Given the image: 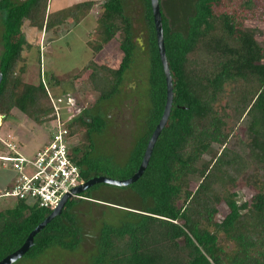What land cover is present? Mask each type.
<instances>
[{
    "label": "trees",
    "instance_id": "1",
    "mask_svg": "<svg viewBox=\"0 0 264 264\" xmlns=\"http://www.w3.org/2000/svg\"><path fill=\"white\" fill-rule=\"evenodd\" d=\"M236 1L249 4L252 0H189L186 22L175 24L160 0L174 96L169 120L147 168L129 184V188L139 192L145 206L134 207L82 192L83 197H71L62 213L35 235L34 244L17 261H34L53 249L69 252L79 249L86 235L76 210L78 202L90 201L99 206L106 201L121 205L112 207L119 211L120 217L115 219L117 223L103 224L94 239L89 264H264V46L257 38L258 28L243 26V20L235 13ZM143 3L148 34L145 45L136 40L125 0L102 3V13L96 22L100 41L94 47L101 50L104 43L121 31L120 47L124 56L116 69L98 66L92 61L89 67L100 70L91 77L95 89L100 91L99 97L89 108L75 101L71 106L80 109L69 129L76 141L72 150L84 181L101 175L116 179L131 177L141 164L165 107L167 82L151 0ZM49 5L50 0H0V71L3 74L0 117L3 120L16 114L14 110L37 124L53 117L54 107L44 77L37 84L26 82L21 76L25 68H18L24 49L31 46L23 30L25 22L46 31H57L72 22L74 29L90 16L95 1H83L57 12H50ZM139 49L146 53L148 60L149 105L142 109L145 116L140 121L141 132L120 163L112 152L99 153L96 146L98 137L111 125L106 111L111 106L107 104L120 94L125 73L131 69ZM103 69L105 73L101 75ZM46 75L50 76L48 81L52 85V74ZM63 96L69 97V94ZM243 117L252 134L249 157L247 150L241 152L228 146L232 131L229 121L233 119L237 123ZM4 138L16 142L9 133ZM84 138L88 144H84ZM215 144L223 148L217 150ZM7 150V144L0 138V154ZM205 154L211 158L204 159ZM195 165L202 168L201 181L196 190L183 191L186 176L197 173ZM243 174L258 188L260 200H253L252 204L239 203L237 191H231ZM182 191L186 202L177 205ZM222 199L229 211L216 226L233 242L229 251L218 244L215 232L200 226L193 216L194 212L198 215L206 212L209 215L206 217L212 218L217 212L216 202ZM51 211L50 207L24 200L0 210V260L20 248ZM159 236V242L163 241L156 243Z\"/></svg>",
    "mask_w": 264,
    "mask_h": 264
},
{
    "label": "rangeland",
    "instance_id": "2",
    "mask_svg": "<svg viewBox=\"0 0 264 264\" xmlns=\"http://www.w3.org/2000/svg\"><path fill=\"white\" fill-rule=\"evenodd\" d=\"M83 1L88 0H50L48 9L50 12H57ZM93 1H95V5L89 12L90 16L82 20L74 29H72V22L61 26L57 31H46L44 28L40 30L37 27H31L29 26V22L26 21L23 30L31 46L24 49L22 54L23 60L18 64V68H25L21 75L24 81L37 84L44 77L46 88L51 96L54 97L55 94L63 96L64 93H68L69 96L74 98L75 102L80 103V106L88 108L94 105L100 94V91L95 89V83L91 78L100 70L97 69L98 67L96 69L94 66L89 67V64L95 61L98 66L116 69L124 56V52L120 47L121 31L117 32L110 41L104 43L101 50L97 51L95 49L94 44L100 41L96 22L102 13V3L104 0ZM125 5L127 14L133 22L136 40L145 45L148 34L145 27V5L143 0H125ZM233 5L237 6L235 13L243 20V26L259 29L257 38L264 46V0H252L249 4L236 1ZM162 7L172 17L175 24L186 22L190 10L189 0H162ZM1 29L2 26L0 24V32ZM43 40L45 41L43 42ZM1 48L2 45L0 43ZM147 66V55L139 49L131 69L125 73L120 94L117 93L110 100V103L107 104V107L111 106V108L106 110L110 117L111 125L108 131H105L98 137L96 150L99 153L112 152L115 160L120 163L124 162L133 141L141 132L140 121H143L145 116L142 109L145 105H149V100L146 96L148 85ZM101 72V75H103L105 69ZM108 72V76L112 78L110 71ZM46 73L52 74V85L48 81L50 76H47ZM58 81L60 83L57 84ZM221 103L223 104L224 100ZM63 108L67 109L70 107L66 108L63 105ZM79 112L80 109L78 107L75 108V105H73L72 116H75ZM14 113L16 114L8 116L5 120H3L4 118L2 119L0 123V138L5 140L7 138L4 137H7L8 133L13 135L15 143L19 145V151L26 157H31L40 147L48 142L52 121L47 120L41 124H37L17 110H14ZM243 119L244 117L237 121V123H234L233 119L229 121L228 126L232 131L228 146L236 148L237 151L241 152L247 150L246 156L248 155L247 157H249L248 144L252 140V134ZM84 139V144H88V140ZM215 147L217 150L223 148V146L219 147L218 145ZM203 157L206 160L211 158L208 154H205ZM199 166L195 165L194 167L197 173L186 176L183 191L186 188L193 191L197 189L201 181L200 173L202 171L201 166ZM14 176L15 173L12 170L0 168V191L8 186V183L13 180ZM245 176L243 174L240 177L236 187L232 188L231 191H237L236 198L239 203L248 201L252 204L253 200H260V196L258 195L257 186L251 184ZM183 191L177 199V205H182L186 202ZM84 193L92 197H100L111 201L115 200L134 207L145 206L139 192L132 187L129 188V185L116 186L98 183L88 188ZM15 202L16 199L14 198L0 197V210L12 207L15 205ZM78 204L79 206L76 210L79 212L86 235L79 249L73 252L53 249L47 254L45 253L46 255L43 254L37 260H27L25 262L19 260L13 264H89L88 258L93 248L94 239L105 222L117 223L115 219L120 217L117 215L119 211L112 209V207H120L121 205L106 201L102 202L99 206H95L90 201H80ZM121 208L135 209L125 206ZM216 208L217 212L212 218L206 217L209 216L206 212L203 215H198V213L194 212L193 216L196 218V221L201 223L200 226L213 233L215 232L218 244L229 251L233 248V242L225 237L223 231L217 230L216 226V223H220L223 220L229 208L223 199L216 202ZM159 240H161L160 236L157 238L156 243ZM179 241L182 245L183 239ZM165 246L163 244V247Z\"/></svg>",
    "mask_w": 264,
    "mask_h": 264
},
{
    "label": "built area",
    "instance_id": "3",
    "mask_svg": "<svg viewBox=\"0 0 264 264\" xmlns=\"http://www.w3.org/2000/svg\"><path fill=\"white\" fill-rule=\"evenodd\" d=\"M50 97L54 111L49 140L34 155L26 157L19 151L17 143L2 139L8 150L0 154V168L12 170L15 176L0 191V197L24 200L53 209L68 193L72 197H83L80 193H72V190L85 181L82 180L81 167L74 157L72 148L76 141L69 129L74 118L71 107L74 98ZM63 105L70 108L65 109Z\"/></svg>",
    "mask_w": 264,
    "mask_h": 264
},
{
    "label": "water",
    "instance_id": "4",
    "mask_svg": "<svg viewBox=\"0 0 264 264\" xmlns=\"http://www.w3.org/2000/svg\"><path fill=\"white\" fill-rule=\"evenodd\" d=\"M151 5H152L154 26L156 30V37H157L160 58L163 64L166 82H167V98H166V103H165L162 116L149 138V141L147 143V146H146V149H145V152H144V155H143V158H142V161H141V164L138 170L131 177L127 179H116V178H112L106 175L94 176L86 180L85 182L81 183L79 186L75 187L72 190V193H82L86 191L88 188H90L91 186H94L95 184H98V183H107V184L116 185V186H126L136 181L144 173L145 169L147 168L149 161L151 159L153 150H154V146L169 120L172 106H173L174 92H173V79H172V75H171L170 68H169V63H168L166 52H165L164 30H163V20H162L160 0H151ZM2 78H3V74L0 71V82L2 81ZM71 197H72L71 193L64 195L63 198L60 200V202L55 206V208L52 209L51 213L39 225H37L33 231L30 232V234L28 235L23 245L17 250H15L14 252L2 258L0 260V264H13L15 261L21 258L24 255V253H26V251L34 244L35 235L38 232H40L47 225V223L50 222L55 216L60 215L62 213V211L64 210L66 206V203L69 201Z\"/></svg>",
    "mask_w": 264,
    "mask_h": 264
},
{
    "label": "bare ground",
    "instance_id": "5",
    "mask_svg": "<svg viewBox=\"0 0 264 264\" xmlns=\"http://www.w3.org/2000/svg\"><path fill=\"white\" fill-rule=\"evenodd\" d=\"M1 121H2V118L0 117V123H1Z\"/></svg>",
    "mask_w": 264,
    "mask_h": 264
}]
</instances>
